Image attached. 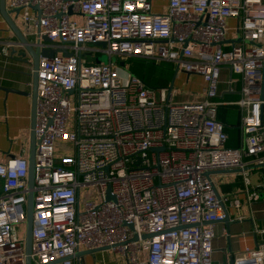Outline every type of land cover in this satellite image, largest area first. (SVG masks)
<instances>
[{
    "label": "built area",
    "instance_id": "obj_1",
    "mask_svg": "<svg viewBox=\"0 0 264 264\" xmlns=\"http://www.w3.org/2000/svg\"><path fill=\"white\" fill-rule=\"evenodd\" d=\"M7 5L20 9L25 34L47 37L40 49L58 50L40 56L37 68L31 264H73L69 257L80 246L111 247L127 264H213L214 226L227 202L236 208L240 203L217 197L204 173L238 169L247 203L260 198L248 187V166L264 163V0ZM12 47L3 42L1 54L8 56ZM98 51L108 63L96 62ZM112 55L198 75L203 96L175 101L168 87L122 75ZM223 69L226 90L239 82V98L232 102L241 111L237 147L225 145L216 114ZM58 140L69 144L59 165ZM27 175L24 157L0 162V264H25L19 229H25ZM108 187L114 200L106 199ZM85 188L95 198L81 203ZM260 234L261 244L245 248L232 264H264V228Z\"/></svg>",
    "mask_w": 264,
    "mask_h": 264
},
{
    "label": "crops",
    "instance_id": "obj_2",
    "mask_svg": "<svg viewBox=\"0 0 264 264\" xmlns=\"http://www.w3.org/2000/svg\"><path fill=\"white\" fill-rule=\"evenodd\" d=\"M7 4L8 0H5L6 9L10 10V19L25 34L21 11L16 13ZM154 5L164 6L161 1H155ZM155 10L158 11L156 8ZM71 18L79 23L82 22L80 15H74ZM25 35L34 43L35 37ZM15 40L12 31L0 15V46L3 42L13 43ZM170 65L175 68L174 65ZM164 69L167 72L170 70L168 67ZM166 71L164 70L160 76L162 81H168L165 77ZM155 72L157 70L150 71V80ZM226 73L228 78L227 69H223L221 72L222 82L219 85V94L215 99L219 103L216 114L217 119L224 124L227 133L225 145L237 147L240 144L241 111L232 102L239 98V82L236 83L233 91L226 90L224 82L227 79H225ZM232 77L234 78V76ZM31 83L32 63L30 58L23 61L16 57H9V55L3 56L0 52V162L7 157H24L28 160L31 133ZM178 83L184 84L193 92L200 94L202 92L203 82L198 75L181 72ZM9 89L26 93H17ZM253 166V164L248 166V187L251 191H258L260 198L250 204L246 201V186L239 170L222 169L223 171L212 172L209 176L219 196H227L229 200L237 199L240 203V206L236 208L227 202L225 207L230 220L228 226L223 222H217L214 226L216 235L212 242L213 264H229L230 258L241 254L245 248H256L262 242L260 230L264 228V166ZM79 250L86 249L80 246ZM72 261L73 264H127L125 258L112 248L98 250L93 254L84 255L79 261L76 259H72Z\"/></svg>",
    "mask_w": 264,
    "mask_h": 264
},
{
    "label": "water",
    "instance_id": "obj_3",
    "mask_svg": "<svg viewBox=\"0 0 264 264\" xmlns=\"http://www.w3.org/2000/svg\"><path fill=\"white\" fill-rule=\"evenodd\" d=\"M12 11L18 13L19 8L11 9ZM10 10L6 9L5 6V0H0V15L3 17V19L6 21L8 27L12 31L14 37H15V42L14 46L10 49L9 57H16L19 60H27V58H30V61L32 63V83H31V133H30V142H29V156H28V175H27V186L29 188L28 193H27V202H26V219H25V229H24V249H25V254H26V259H25V264H31V259H30V252H31V243H32V221H33V187H34V153H35V134H34V126H35V107H36V99H37V68H38V62H39V57H52L58 50L55 49H49V48H41L39 47V44L41 42L48 41L46 36L43 35H36V38L34 40V43L30 41L24 34L23 32L17 27L16 24L10 19L9 17ZM69 14L71 13V10H69ZM97 45H104L102 42H97ZM64 55H67L66 51H62ZM96 62L97 59H96ZM120 63V65H122ZM177 67L174 68V74L173 78L168 86V89H172V85L174 82V78L177 73ZM188 74V73H186ZM10 91H14L17 93H26L22 92L19 90H14V89H9ZM70 92H72L70 90ZM262 167L264 166L263 164L260 165H254L253 167ZM238 170V169H237ZM215 171H223V170H215ZM205 172L204 175L210 179V174L212 172ZM214 187V186H213ZM110 188H107V200H114V197L109 194ZM214 192L217 197H219L218 192L216 189H214ZM225 211V216L222 220L218 222H223L226 226H228V223L230 222L228 212L226 210V207L224 208ZM130 228H132V225H128ZM154 235V234H153ZM151 235H144L143 238L148 237ZM137 237L134 235L132 237V240H136ZM104 249H111V247H99L95 249H86V250H79L77 249L76 252L74 253L73 256H70L69 259H76L79 261L83 258L84 255L86 254H93L98 250H104ZM228 250V249H227ZM229 264H232V258L229 260Z\"/></svg>",
    "mask_w": 264,
    "mask_h": 264
},
{
    "label": "rangeland",
    "instance_id": "obj_4",
    "mask_svg": "<svg viewBox=\"0 0 264 264\" xmlns=\"http://www.w3.org/2000/svg\"><path fill=\"white\" fill-rule=\"evenodd\" d=\"M21 26H23V24H21ZM34 38V36H33ZM97 61L99 63H108L109 58L108 55L104 52H95L94 53ZM94 59V57H93ZM110 60L117 64L118 67L121 69L120 73L122 75L130 73L131 75H135V76H139L140 78H142L146 84L150 87H160L162 85H164L165 87H168L172 78H173V73H174V68L171 67L170 64L167 63H163V64H154V63H147L135 58H120L119 56H115L112 55ZM122 65H120V63H122ZM168 67L170 70L168 72V76L167 79L168 81H162L161 80V75L164 72V68ZM151 70H157V72H155L152 76V80L151 79V74L150 71ZM180 74V73H179ZM179 74H177L178 76L174 79L173 85H172V91L174 93V100L178 101V102H190V101H198L202 98L203 93H197V92H193L191 91V89L186 88L184 84H179L178 83V79H179ZM223 77L224 74H223ZM227 78V73H226V77ZM234 78H237L236 75H234ZM72 116L70 117V119H72ZM67 129L71 130L73 129V125L71 123H69L67 125ZM57 144L59 146L56 147V158H55V163L57 165L60 164V156L63 155L62 150L65 148V146H69V144L65 141H61L58 140ZM65 154L69 155L72 154V151H68L65 152ZM95 198V192L92 188H85L81 191L80 193V202L83 203L85 200L87 199H93ZM23 231H24V226L23 224L20 226L19 229V234L20 236L23 235Z\"/></svg>",
    "mask_w": 264,
    "mask_h": 264
},
{
    "label": "trees",
    "instance_id": "obj_5",
    "mask_svg": "<svg viewBox=\"0 0 264 264\" xmlns=\"http://www.w3.org/2000/svg\"><path fill=\"white\" fill-rule=\"evenodd\" d=\"M135 59H137V58H135ZM138 60H141V61H144V62H147V63H151V62L146 61V60H144V59H138ZM161 64H163V63H161ZM165 71H166V69H165ZM167 76H168V72L166 71V72H165V77H166V79H167ZM138 77H139V76H138Z\"/></svg>",
    "mask_w": 264,
    "mask_h": 264
}]
</instances>
